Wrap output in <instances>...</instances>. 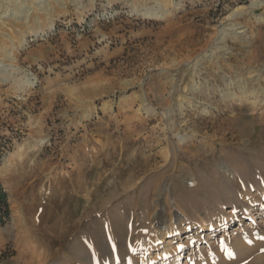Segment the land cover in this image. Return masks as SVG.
<instances>
[{"label":"rangeland","instance_id":"obj_1","mask_svg":"<svg viewBox=\"0 0 264 264\" xmlns=\"http://www.w3.org/2000/svg\"><path fill=\"white\" fill-rule=\"evenodd\" d=\"M4 3L0 264H264V0Z\"/></svg>","mask_w":264,"mask_h":264},{"label":"bare ground","instance_id":"obj_2","mask_svg":"<svg viewBox=\"0 0 264 264\" xmlns=\"http://www.w3.org/2000/svg\"><path fill=\"white\" fill-rule=\"evenodd\" d=\"M0 1H3V0H0ZM10 1V0H9ZM36 1V0H35ZM12 2H13V0H12ZM4 4H6V0H5V3ZM7 5H9V4H7ZM13 5V4H12ZM255 5V4H254ZM2 7V6H1ZM22 7V6H21ZM18 9H20V7L18 8ZM23 10H21V12H24V11H26V9L23 7L22 8ZM1 11V10H0ZM20 10H18V11H15V12H19ZM2 12H4V11H2ZM14 12V13H15ZM143 15L144 16H150V15H157V13H159V12H157V11H155V10H153V9H146V10H144L143 12ZM16 14V13H15ZM234 15H236L235 13L233 14V16ZM262 18V17H261ZM235 24L236 23H233L231 26H235ZM243 27V26H242ZM236 28H241V26H236L235 28H234V30L236 29ZM4 79V78H3ZM21 86V85H20ZM20 88V87H19ZM23 90V89H22ZM258 91V90H257ZM242 93H241V95H242V99L243 100H245V101H250L251 103H256L257 102V99H258V96H259V94L256 92V91H252V93H249V94H247L246 92H244L243 93V91H241ZM261 93H262V96L264 95V89L261 91ZM231 95V94H230ZM234 95V94H233ZM264 97V96H263ZM259 102V101H258ZM258 102H257V105H258ZM252 105V104H251ZM253 107H254V105H253ZM242 132H246V131H244L243 129H242ZM241 132V133H242ZM242 134H244V133H242ZM187 138V136L186 135H181L180 136V140L181 141H183V140H185ZM228 172V171H227ZM236 212V210H234V212H233V214H232V216H233V219H238L239 220V218H238V216H237V214L235 213ZM250 220L252 219V220H255L256 219V215L255 214H252L251 213V215H250V218H249ZM29 235V234H28ZM30 238L31 239H33L35 242H37L38 241V243L39 242H42L41 240V238H40V236H36L35 234H33V235H30ZM41 239V240H39V239ZM30 239V240H31ZM26 241H27V239H26ZM24 242H25V240H24ZM28 243V242H27ZM37 243V244H38ZM36 244V243H35ZM45 244V243H44ZM30 245V244H29ZM46 245V247H48V249L49 248H51V245H50V243H46L45 244ZM44 245V246H45ZM32 246V245H31ZM40 246V245H39ZM42 246V245H41ZM45 247V248H46ZM34 249V248H33ZM37 249H39V248H37ZM35 250V249H34ZM45 251H46V249H45ZM49 251V250H48ZM32 252V251H31ZM43 254H44V252H43ZM48 254V253H47ZM40 256V255H39ZM40 259V258H39ZM61 262H59V263H57V264H60Z\"/></svg>","mask_w":264,"mask_h":264},{"label":"trees","instance_id":"obj_3","mask_svg":"<svg viewBox=\"0 0 264 264\" xmlns=\"http://www.w3.org/2000/svg\"><path fill=\"white\" fill-rule=\"evenodd\" d=\"M9 213L8 203L6 199V192L0 184V223H2V216H7Z\"/></svg>","mask_w":264,"mask_h":264}]
</instances>
